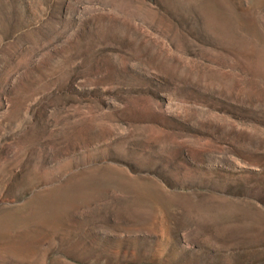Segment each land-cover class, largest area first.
<instances>
[{"label": "rangeland", "instance_id": "1", "mask_svg": "<svg viewBox=\"0 0 264 264\" xmlns=\"http://www.w3.org/2000/svg\"><path fill=\"white\" fill-rule=\"evenodd\" d=\"M0 264H264V0H0Z\"/></svg>", "mask_w": 264, "mask_h": 264}]
</instances>
